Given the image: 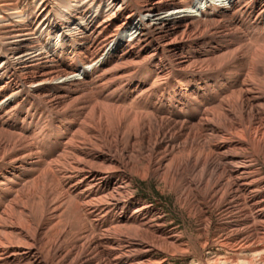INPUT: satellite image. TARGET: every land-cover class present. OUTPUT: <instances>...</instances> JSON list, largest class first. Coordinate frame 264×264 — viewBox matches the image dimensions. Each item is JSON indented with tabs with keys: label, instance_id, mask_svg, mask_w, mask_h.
Segmentation results:
<instances>
[{
	"label": "bare ground",
	"instance_id": "bare-ground-1",
	"mask_svg": "<svg viewBox=\"0 0 264 264\" xmlns=\"http://www.w3.org/2000/svg\"><path fill=\"white\" fill-rule=\"evenodd\" d=\"M24 1L0 0V264L263 252L264 0Z\"/></svg>",
	"mask_w": 264,
	"mask_h": 264
},
{
	"label": "rangeland",
	"instance_id": "rangeland-1",
	"mask_svg": "<svg viewBox=\"0 0 264 264\" xmlns=\"http://www.w3.org/2000/svg\"><path fill=\"white\" fill-rule=\"evenodd\" d=\"M30 3L31 0H25L24 3H21L20 5L23 8H26L25 6H28ZM134 190L136 191L139 199L150 202L164 213V215L168 219L170 227L177 226L176 228L179 231L183 230L186 227L189 228L190 231L191 228L189 226V223H184L180 212L174 206L173 196L170 194L162 193L160 190H158L157 185L154 181L137 180L134 182ZM204 253L207 264H214L213 261L215 260V258H218L220 260L217 264H224V261L226 260L231 264H258V257L259 255H264V250L261 253L255 251L238 255L230 252L228 253L227 251L219 248H211ZM194 260L195 259H193L192 257H189L186 260H182L179 258L169 259V261H166L164 264H186L185 262Z\"/></svg>",
	"mask_w": 264,
	"mask_h": 264
}]
</instances>
